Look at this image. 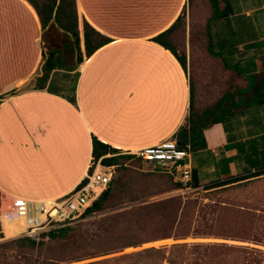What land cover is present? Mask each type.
Segmentation results:
<instances>
[{"label": "crops", "instance_id": "1", "mask_svg": "<svg viewBox=\"0 0 264 264\" xmlns=\"http://www.w3.org/2000/svg\"><path fill=\"white\" fill-rule=\"evenodd\" d=\"M30 1L43 0H0V223L6 238L21 236L22 229L4 233L2 203L69 194L87 174L93 138L119 153L175 139L189 116L190 82L197 110L214 103L224 90V63L237 67L242 90L217 111L218 122L203 131L206 148L190 152L189 161L202 185L264 171V0H226L227 13L208 22L217 57L204 52L216 66L196 72L192 59L199 51L189 39L182 48L186 71L151 40L188 10V0H75L79 27L86 21L111 42L89 58L82 54L78 66L53 71L43 89L42 31Z\"/></svg>", "mask_w": 264, "mask_h": 264}, {"label": "rangeland", "instance_id": "2", "mask_svg": "<svg viewBox=\"0 0 264 264\" xmlns=\"http://www.w3.org/2000/svg\"><path fill=\"white\" fill-rule=\"evenodd\" d=\"M209 16L210 6L207 0H194L185 12V19H190V22L185 23V27L178 29L175 34V46L181 51L187 45L190 34L195 38L191 44L193 50L199 51L192 59L191 69L195 72L197 69L216 66L203 51L201 42L204 37V24ZM48 35L49 41L44 47L45 51L54 46L62 54L65 65L73 68L71 39L54 28ZM154 172L151 166L144 162H126V169H117L115 174L125 186L126 194L121 201L118 204L110 203L102 212L82 216L70 224L81 232L92 231L101 223L119 230L120 227L128 225L130 217L125 213L133 207L141 206V233L149 237L145 242L138 247L125 248L122 252L112 255L60 264H90L142 252L151 247H165L168 259L178 264H264V175L206 190L203 186L209 184L194 189L182 184L180 188L177 184L180 182L174 176ZM7 209V202L2 203L1 212ZM4 213L5 216L8 215ZM168 221L173 227L172 231H175L181 222L188 223V236L155 239ZM2 223L4 233L8 236L3 217ZM10 239L14 238L4 236L0 239V253L5 252L7 262L13 263L14 257L19 253L17 249L1 245ZM172 245H180L181 249H170ZM211 246L214 249H210ZM50 247L48 251L40 252V259H48L61 253L57 245L52 244ZM32 255L39 256V252ZM117 264L172 263H161L142 254L138 261L124 260Z\"/></svg>", "mask_w": 264, "mask_h": 264}, {"label": "trees", "instance_id": "3", "mask_svg": "<svg viewBox=\"0 0 264 264\" xmlns=\"http://www.w3.org/2000/svg\"><path fill=\"white\" fill-rule=\"evenodd\" d=\"M194 0H188L189 5ZM31 2V3H30ZM29 3L35 9V14L39 20L42 31V75L39 77L40 88L45 87L46 82L49 79L50 74L55 70H69V66L65 65L62 54L54 46L48 47L45 51L44 47L49 41V33L54 28L58 33L63 36L69 37L72 42V54H74V65L78 66L83 62V56L89 58L98 49L107 45L111 40L95 29H93L86 21H83V25L80 28L78 23L77 11L75 7V0H43L41 5L30 1ZM210 6V16L204 24L203 36L201 42L203 44V51H206L212 58H216L217 55L213 53L211 37L209 32L208 22L213 19L223 17L226 13V0H207ZM225 6L221 8V4ZM185 27V12L178 16L176 21L165 31L156 35L151 40L163 48L169 50L183 70H187L186 57L184 52L177 53V47L175 46V34L178 29ZM80 30L82 33H80ZM48 36V37H47ZM192 34L189 35L190 44L194 41ZM205 41V42H204ZM204 42V43H203ZM82 49L83 52L82 53ZM225 69V83L224 90L221 97L214 103L205 106L202 109L197 110L193 104L194 84L190 82V108L189 116L186 119L184 126L180 127L175 134V139L180 143L183 148L189 149L190 152H197L206 148L205 138L203 131L211 124L218 122L217 111L222 109L223 104L229 99H235L239 96L242 89L239 87V81L242 79V75L238 71L237 67L229 66L224 63ZM264 89L263 81L259 82V91ZM92 157L94 160L102 158L101 162L107 166H116V170L119 171L126 169V162L140 161L132 156L121 155L118 150L100 143L96 138L92 139ZM159 173V172H154ZM112 176L108 187L100 195V197L89 207L82 216H88L97 214L106 209L110 203L118 204L119 201L125 196V186L115 177ZM165 174V173H160ZM260 175H264V171L251 173L245 176L232 177L223 181H217L209 183L206 190L212 188H218L226 185H230L237 182H242L250 178H254ZM178 186H182L181 183H177ZM186 186L191 188H199L202 186L201 181L198 178L196 170L192 168L191 182ZM143 208L133 207L125 215L130 217L128 225L120 227L117 230L109 224H99L92 231L81 232L80 229L71 227L70 225L60 226L55 229L47 230L40 234L38 241H33L27 237L19 236L18 238L10 239L4 242L5 248H11L12 246L19 252L14 257L13 263L7 262V255L5 252L0 253V264H60L61 262H79L84 259H91L100 256H108L114 253L122 252L125 248L138 247L145 240L147 235L141 233V214L140 211ZM189 224H184V221L180 223L179 227H176L175 231H172L169 221L162 228L160 235L155 239H167V238H183L189 234ZM4 235L1 229L0 223V239H3ZM55 244L60 249L59 255H53L51 258L40 259V252L48 251L50 245ZM170 249H181L180 245H172ZM210 249H214L213 246ZM166 248H148L142 252H137L129 255H122L121 257L107 259L104 261H97L90 264H117L126 260L141 259V255L145 254L149 257H153L158 262H170L172 264H178L175 261L168 259L165 253ZM246 251V250H244ZM39 252V256H33L32 254Z\"/></svg>", "mask_w": 264, "mask_h": 264}, {"label": "built area", "instance_id": "4", "mask_svg": "<svg viewBox=\"0 0 264 264\" xmlns=\"http://www.w3.org/2000/svg\"><path fill=\"white\" fill-rule=\"evenodd\" d=\"M120 154L152 164V171L172 175L184 186L191 182L190 151L178 145L176 139L164 140L154 146L137 151H123ZM101 160L102 158H92L86 176L64 197L46 202L12 198L8 205V215L21 223V236L38 241L41 233L70 225L82 217L105 191L115 174L116 166L104 165Z\"/></svg>", "mask_w": 264, "mask_h": 264}, {"label": "bare ground", "instance_id": "5", "mask_svg": "<svg viewBox=\"0 0 264 264\" xmlns=\"http://www.w3.org/2000/svg\"><path fill=\"white\" fill-rule=\"evenodd\" d=\"M6 214L3 212L2 217H3V222L4 226L7 230V233L9 234L8 236L15 235L22 229L21 223L17 221L15 218L11 217L9 215L5 216Z\"/></svg>", "mask_w": 264, "mask_h": 264}, {"label": "water", "instance_id": "6", "mask_svg": "<svg viewBox=\"0 0 264 264\" xmlns=\"http://www.w3.org/2000/svg\"><path fill=\"white\" fill-rule=\"evenodd\" d=\"M177 144H178V145H180V143H179V142H177Z\"/></svg>", "mask_w": 264, "mask_h": 264}]
</instances>
